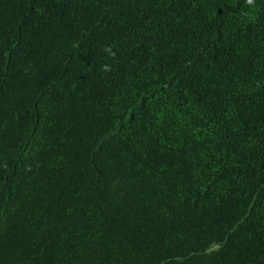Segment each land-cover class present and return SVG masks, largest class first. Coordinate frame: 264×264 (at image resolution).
Returning a JSON list of instances; mask_svg holds the SVG:
<instances>
[{
  "label": "trees",
  "instance_id": "obj_1",
  "mask_svg": "<svg viewBox=\"0 0 264 264\" xmlns=\"http://www.w3.org/2000/svg\"><path fill=\"white\" fill-rule=\"evenodd\" d=\"M0 264H264V0H0Z\"/></svg>",
  "mask_w": 264,
  "mask_h": 264
}]
</instances>
